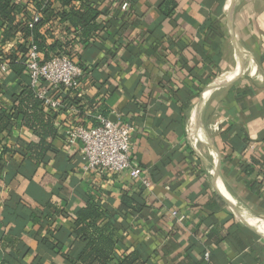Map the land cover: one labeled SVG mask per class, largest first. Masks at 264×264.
Listing matches in <instances>:
<instances>
[{
    "label": "crops",
    "instance_id": "obj_1",
    "mask_svg": "<svg viewBox=\"0 0 264 264\" xmlns=\"http://www.w3.org/2000/svg\"><path fill=\"white\" fill-rule=\"evenodd\" d=\"M174 2L53 4L57 16L38 29L53 50L38 49L44 58L66 52L84 77L63 95V110L45 109L57 134L44 165L25 163L24 147L38 138L22 116L0 137V264H69L65 231L88 200L111 212L115 262L136 252L141 264H264V0ZM82 7L95 12L88 35L58 17ZM26 11L37 12L32 4ZM9 32L0 29V64L38 46ZM8 69L0 71V108L10 113L25 88L34 91L23 70ZM99 108L110 122L132 124L131 159L149 189L127 174L82 171L81 145L66 144L63 131L94 127ZM124 194L145 209L115 214ZM51 204L59 216L39 225ZM41 237L61 240V253Z\"/></svg>",
    "mask_w": 264,
    "mask_h": 264
},
{
    "label": "trees",
    "instance_id": "obj_2",
    "mask_svg": "<svg viewBox=\"0 0 264 264\" xmlns=\"http://www.w3.org/2000/svg\"><path fill=\"white\" fill-rule=\"evenodd\" d=\"M56 0H0V29L6 27L9 32L6 37L12 36L18 30L22 31L27 37L30 36L38 44L37 49L44 50V52L53 50L51 46L43 44V38L39 33V28L46 22L55 18L52 10L53 4ZM64 4V6L70 5L74 0H57ZM168 1V0H167ZM172 1V7L175 8V2ZM34 5V11L41 14V20L32 28H28L30 23V17L27 14V5ZM81 9V10H80ZM78 10H70V12H60L58 17L60 21H68L71 26L80 28L83 30L84 35H88L93 32L90 22H92L95 12L88 8H80ZM165 15H169L168 13ZM21 18V21L17 22V19ZM46 59H48L46 55ZM13 59L10 60V69L17 75L23 70L20 62L14 63ZM76 91H69L68 93L74 94ZM17 104L7 113V110L0 108V137L7 132L12 120L18 119L22 116L23 125L26 126L33 134L38 138L37 143L26 144L23 151L25 156V163L32 164L35 167H40L46 162V154L53 150L52 140L56 137V130L54 129V117L45 112L43 108L33 94V92L25 88L19 96L16 97ZM99 113L105 116L103 108H99ZM4 153V150L1 152ZM2 165H0V171ZM137 183V182H136ZM141 185V184H140ZM119 202L117 208L113 211L115 214L123 212L140 213L145 209L143 204H140L137 200H134V196L124 194ZM60 214V209L55 205H48L45 209L44 216L39 221V225L53 222L55 217ZM111 212L102 208L97 202L88 200L85 207L79 210L75 215V222L73 223L72 230L65 231V237L72 239V248L63 253L64 259L69 264H113L116 259L113 257L115 246L118 244L116 238L117 230L114 228V219L110 215ZM105 218L108 220L105 222ZM103 221V222H100ZM64 229L54 228L49 231L50 237H55L56 234L63 233ZM40 244L55 254L61 253L63 249V242L56 241L52 243L45 237H41ZM141 257L138 253L132 252L123 256L122 260H118L115 264H141ZM140 261V262H139Z\"/></svg>",
    "mask_w": 264,
    "mask_h": 264
},
{
    "label": "built area",
    "instance_id": "obj_3",
    "mask_svg": "<svg viewBox=\"0 0 264 264\" xmlns=\"http://www.w3.org/2000/svg\"><path fill=\"white\" fill-rule=\"evenodd\" d=\"M128 7L129 3L124 2L121 9L129 11ZM41 18V14L36 12L31 16L28 28L36 25ZM25 49L27 51L21 59L14 60V63L18 64L22 60L20 64L28 78V87L34 91L35 98L46 110L51 112L63 110L65 106L62 97L65 93L80 88L84 77L83 68L64 51L46 59L33 45H28ZM9 62L4 61L0 64L2 73L9 71ZM95 120L94 127H85L77 123L68 125L63 131L66 144L70 147L81 145L82 171L95 175L127 174L131 181L141 184L146 190L149 189L150 180L143 177L131 159L129 138L133 132L132 124L113 123L100 114L96 115ZM250 223L255 225L257 222L251 220ZM205 258L208 259V255H205Z\"/></svg>",
    "mask_w": 264,
    "mask_h": 264
}]
</instances>
